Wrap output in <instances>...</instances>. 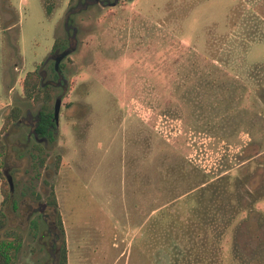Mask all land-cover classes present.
Instances as JSON below:
<instances>
[{"label": "rangeland", "instance_id": "1", "mask_svg": "<svg viewBox=\"0 0 264 264\" xmlns=\"http://www.w3.org/2000/svg\"><path fill=\"white\" fill-rule=\"evenodd\" d=\"M0 141L14 264H264V0H0Z\"/></svg>", "mask_w": 264, "mask_h": 264}, {"label": "trees", "instance_id": "2", "mask_svg": "<svg viewBox=\"0 0 264 264\" xmlns=\"http://www.w3.org/2000/svg\"><path fill=\"white\" fill-rule=\"evenodd\" d=\"M60 42H55V49L59 48ZM70 47L63 50L62 52L58 53L57 56H55V65L53 67V73L55 76L60 77V70H61V62L58 65V68L56 67V59L63 54L65 51H67ZM42 75L38 71H31L27 73L24 81H23V89L24 94L30 98L37 99L39 97L38 91L43 90L45 93L46 98H49V84H44L42 81ZM47 100V99H46ZM20 109L15 108L13 111L7 116L6 122L4 124V127H6L8 124H10L12 121H17L20 118ZM56 119L53 112H51L46 105L42 108V110L39 112L38 115V122L36 123L33 133L38 138H53L55 135V128H56ZM36 147L40 149L41 143H36ZM5 154L4 152V144L2 141H0V159ZM57 168L60 166L61 163V156L58 155L56 158ZM13 188L11 185V182L9 181V178L7 176V182H4L2 185V194L4 196V200H8L11 197V192ZM49 202L53 205H57V200L54 192L52 193L51 198L49 199ZM0 216L3 217V219L0 221V227L2 228L4 226V217L5 214L3 212L0 213ZM59 223L60 228L63 230L62 220L59 217ZM22 247V239L21 236H17L12 240H1L0 241V264H14L15 258L18 256L20 250ZM60 264H67V253H66V247H63L60 253Z\"/></svg>", "mask_w": 264, "mask_h": 264}, {"label": "water", "instance_id": "3", "mask_svg": "<svg viewBox=\"0 0 264 264\" xmlns=\"http://www.w3.org/2000/svg\"><path fill=\"white\" fill-rule=\"evenodd\" d=\"M74 50L73 47H70L67 51H65L63 54H61L57 59H56V67L58 68L59 63L62 61L63 58H65L68 54H70ZM61 98H58L55 103V109H54V115L56 122L59 123V114H60V108H61ZM9 181L11 182L12 185V178L9 177ZM13 188V185H12ZM46 208V204H42V208L40 209L41 212L44 211Z\"/></svg>", "mask_w": 264, "mask_h": 264}, {"label": "flooded vegetation", "instance_id": "4", "mask_svg": "<svg viewBox=\"0 0 264 264\" xmlns=\"http://www.w3.org/2000/svg\"><path fill=\"white\" fill-rule=\"evenodd\" d=\"M60 252V248L57 249V252L56 253H59Z\"/></svg>", "mask_w": 264, "mask_h": 264}]
</instances>
